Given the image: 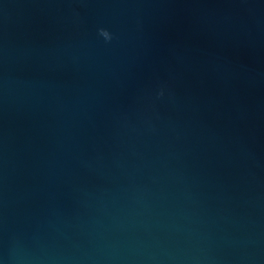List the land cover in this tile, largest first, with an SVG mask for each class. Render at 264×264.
I'll use <instances>...</instances> for the list:
<instances>
[{
	"label": "water",
	"instance_id": "1",
	"mask_svg": "<svg viewBox=\"0 0 264 264\" xmlns=\"http://www.w3.org/2000/svg\"><path fill=\"white\" fill-rule=\"evenodd\" d=\"M0 264H264V0H0Z\"/></svg>",
	"mask_w": 264,
	"mask_h": 264
},
{
	"label": "clouds",
	"instance_id": "2",
	"mask_svg": "<svg viewBox=\"0 0 264 264\" xmlns=\"http://www.w3.org/2000/svg\"><path fill=\"white\" fill-rule=\"evenodd\" d=\"M104 35L108 38V39H112V35L108 32H104ZM164 96V89L161 88L156 92V97L160 98Z\"/></svg>",
	"mask_w": 264,
	"mask_h": 264
}]
</instances>
